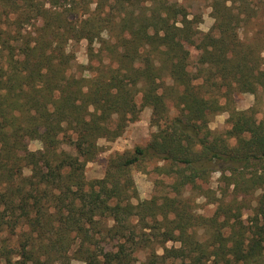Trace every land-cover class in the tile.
Returning a JSON list of instances; mask_svg holds the SVG:
<instances>
[{"label": "trees", "instance_id": "1", "mask_svg": "<svg viewBox=\"0 0 264 264\" xmlns=\"http://www.w3.org/2000/svg\"><path fill=\"white\" fill-rule=\"evenodd\" d=\"M196 1L0 0V264H137L142 250L154 264H264V117L258 100L235 105L264 92V31L241 33L264 0H211L207 32ZM82 39L101 44L89 78L70 73ZM145 107L147 145L87 180L100 140ZM223 111L230 127L212 129ZM147 162L163 178L141 199L132 171Z\"/></svg>", "mask_w": 264, "mask_h": 264}, {"label": "rangeland", "instance_id": "2", "mask_svg": "<svg viewBox=\"0 0 264 264\" xmlns=\"http://www.w3.org/2000/svg\"><path fill=\"white\" fill-rule=\"evenodd\" d=\"M211 0H197L191 8V11L194 14L201 17L202 22L200 23V29L204 32H207L211 29L214 24V18L212 16V8L210 6ZM95 6V5H94ZM93 6V7H94ZM263 30L264 31V18L262 19H253L247 25L241 29L243 36H251L252 33ZM107 37V36H104ZM101 46L99 42L95 43L94 47L96 48L95 54H91L89 48V42L86 39H82L78 42H71L70 48L74 50L75 59L73 60L72 67L70 69L71 74H75L78 77H91L93 75L94 66L99 64L101 58L100 53L98 54V48ZM103 56V54H102ZM264 56V51H263ZM91 57L93 60L91 61ZM105 57V56H104ZM258 97V99H257ZM260 99V100H259ZM223 99L222 101H224ZM258 100L260 106V112L258 113V118L261 119L264 117V92L259 90L258 96L249 92L243 93L238 92L235 94V105L239 109H248L253 106ZM142 96L139 94L137 96V102L141 103ZM171 106V115L177 113V110ZM151 115L152 109L150 107H145L141 112L140 117L133 122H130L127 126L125 132L120 137L115 140H106L101 139L100 144L103 146V151L97 156L94 161H91L86 166V177L87 180L91 181L96 178H102L105 175L106 166L109 158L112 154L116 152H124L125 150H133L135 146H145L149 142L151 135L155 128L151 125ZM229 112L223 111L214 117L210 122V127L214 130H225L230 127L228 122ZM29 147L32 150H39L43 148V142L40 139H34L29 141ZM66 147V146H65ZM156 162H147L146 168H133V176L136 181V185L140 194L141 199H149L153 195L157 185L156 180L162 179L163 175H160L155 171ZM221 173L215 172L211 178L210 185L214 188L220 187L223 185V182L220 180ZM166 181L170 182L169 179ZM198 208L197 211L210 215L214 212L216 206L209 205L205 198L200 197L197 199ZM252 214L251 210H248L245 214V218H248ZM179 243L169 241L167 246H178ZM157 253L161 255L163 253L162 247H158ZM150 251L142 250L137 253L138 261L137 264H154L151 262L149 257ZM160 258L157 259L155 264H180L178 260L168 259L165 262H160ZM60 264V263H55ZM72 264H83L81 261L73 260Z\"/></svg>", "mask_w": 264, "mask_h": 264}]
</instances>
